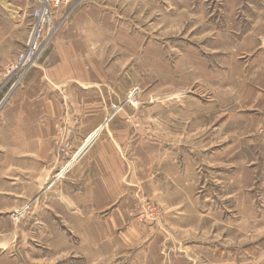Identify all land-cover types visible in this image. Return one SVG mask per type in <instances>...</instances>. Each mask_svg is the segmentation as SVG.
<instances>
[{
  "label": "rangeland",
  "instance_id": "rangeland-1",
  "mask_svg": "<svg viewBox=\"0 0 264 264\" xmlns=\"http://www.w3.org/2000/svg\"><path fill=\"white\" fill-rule=\"evenodd\" d=\"M82 1L101 8L98 29L85 31L99 100L90 95L88 119L66 117L58 125L51 147L62 161L55 172L81 151L102 122L91 120L103 115L134 139L140 186L132 214L140 226L163 230L165 243L187 264L213 263L214 251L223 250L217 237L228 241V221L241 228L250 218V238L258 241L264 229V0H73L61 8L70 11ZM66 15H53L33 64L20 74L9 71L27 54L29 32L16 53L0 48V127L26 74L42 75ZM5 145L1 141L0 240L33 209L14 215L25 203L15 193L20 184L32 185L25 181L32 174L22 165L24 171L12 168L22 174L3 168L6 153L20 152ZM155 152H165L169 163L162 201L145 186ZM25 192L28 198L34 193ZM172 201L178 204H166ZM177 216L185 225L170 222ZM236 238L234 244L243 243ZM220 256L226 260L227 249Z\"/></svg>",
  "mask_w": 264,
  "mask_h": 264
},
{
  "label": "crops",
  "instance_id": "crops-1",
  "mask_svg": "<svg viewBox=\"0 0 264 264\" xmlns=\"http://www.w3.org/2000/svg\"><path fill=\"white\" fill-rule=\"evenodd\" d=\"M37 3L0 0V48L16 53L25 43L30 12ZM93 4L82 1L74 3L70 11L59 8L55 12L67 15L53 40V53L44 58L48 64L42 75L33 70L26 74L18 101L2 120L0 143L4 142L8 151H20L4 153L9 159L3 168L9 171L22 165L32 174L25 178L32 185L20 184L15 199L32 202L33 209L31 217H25L0 240V264H187L182 254L167 244L163 230L140 226L134 220L132 209L140 186L134 139L123 130L116 131L103 115L91 120L102 121L97 128L101 126L88 134L70 171L45 190L49 176L62 161L51 147L58 125L66 117L88 119L89 101L94 99L90 95L96 94L95 100H99L101 84L93 82L90 75L92 41L85 33L93 25L99 27L101 8ZM148 160L146 191L162 201L167 193L163 189L168 179L167 154L155 152ZM261 164L264 170V162ZM12 170L10 174L16 172ZM28 188L34 191L31 198L25 192ZM170 203L166 204H178ZM243 220L241 228L227 222L228 241L217 237V247L223 250L214 251L212 264H264V229L259 240L253 241L250 218ZM170 222L184 223L180 216ZM236 237H242L243 243L234 244ZM225 249L226 260L220 256Z\"/></svg>",
  "mask_w": 264,
  "mask_h": 264
},
{
  "label": "built area",
  "instance_id": "built-area-1",
  "mask_svg": "<svg viewBox=\"0 0 264 264\" xmlns=\"http://www.w3.org/2000/svg\"><path fill=\"white\" fill-rule=\"evenodd\" d=\"M73 0H38L37 5L31 10V24L29 29V37L27 44L29 48L26 55H23L16 65H11L9 73L20 74L22 70H27L33 64V57L41 46V42L44 39V33L47 27L50 25L51 19L59 8L65 7L70 4ZM28 59V65L24 66L22 60ZM20 77V76H19ZM65 100H68L67 96H64ZM117 106H113L115 109ZM81 151H76L70 159L67 160L47 181L45 185L46 189H51L55 183L62 180L66 174L70 171L73 164L78 160L81 155ZM80 152V153H79ZM32 202H27L22 205L19 209L14 211V215L19 217L30 210Z\"/></svg>",
  "mask_w": 264,
  "mask_h": 264
},
{
  "label": "bare ground",
  "instance_id": "bare-ground-1",
  "mask_svg": "<svg viewBox=\"0 0 264 264\" xmlns=\"http://www.w3.org/2000/svg\"><path fill=\"white\" fill-rule=\"evenodd\" d=\"M28 63H29L28 59L22 60V64H23L24 66L28 65ZM95 135H96V134H95ZM95 135H94V136H95ZM91 138H92V137L88 138V139H87V142L90 141Z\"/></svg>",
  "mask_w": 264,
  "mask_h": 264
}]
</instances>
